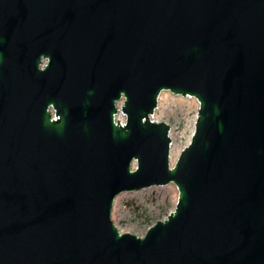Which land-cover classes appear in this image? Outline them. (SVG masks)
I'll return each instance as SVG.
<instances>
[{"label": "water", "instance_id": "water-1", "mask_svg": "<svg viewBox=\"0 0 264 264\" xmlns=\"http://www.w3.org/2000/svg\"><path fill=\"white\" fill-rule=\"evenodd\" d=\"M162 91L198 102L173 165ZM0 264H264V0H0Z\"/></svg>", "mask_w": 264, "mask_h": 264}, {"label": "rangeland", "instance_id": "rangeland-1", "mask_svg": "<svg viewBox=\"0 0 264 264\" xmlns=\"http://www.w3.org/2000/svg\"><path fill=\"white\" fill-rule=\"evenodd\" d=\"M198 102L193 97L162 91L153 117L170 124L173 141L170 164L177 160L182 148L189 142L196 118ZM178 190L174 183L125 191L114 200L111 218L122 232L143 235L158 219H163L174 208Z\"/></svg>", "mask_w": 264, "mask_h": 264}, {"label": "bare ground", "instance_id": "bare-ground-1", "mask_svg": "<svg viewBox=\"0 0 264 264\" xmlns=\"http://www.w3.org/2000/svg\"><path fill=\"white\" fill-rule=\"evenodd\" d=\"M172 145H173V141H172V144H171V149H172ZM170 158H171V154H170Z\"/></svg>", "mask_w": 264, "mask_h": 264}]
</instances>
